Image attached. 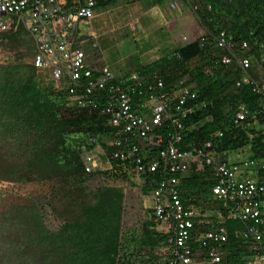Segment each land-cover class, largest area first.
Listing matches in <instances>:
<instances>
[{
	"label": "trees",
	"instance_id": "16d2710c",
	"mask_svg": "<svg viewBox=\"0 0 264 264\" xmlns=\"http://www.w3.org/2000/svg\"><path fill=\"white\" fill-rule=\"evenodd\" d=\"M116 1L101 0L98 9ZM166 1L154 0L156 4ZM188 3L196 10L204 35L138 73L159 74L166 82L163 91L173 94L187 86L195 94L183 105L194 112L182 117L185 131L180 147L197 150L206 140H213L215 152L224 162L233 151L244 152L251 160L261 158L262 85L238 86L241 69L238 63L221 61L225 52L219 39L226 31L237 42L240 54L261 57L264 0ZM6 36L16 49V58L0 62V264H171V248L178 246V233L160 228L154 208L141 227L125 230V188L104 185L94 192L90 189L89 181L95 176L130 179L134 174V161L116 158V147L109 145L124 137L121 127L111 125L93 106L73 100L64 81L59 83L51 70L37 67L36 45L24 27ZM245 41L251 44L248 51L241 48ZM256 68L253 74L258 78ZM133 74L117 78L128 83ZM241 112L246 113V119L238 123ZM176 129L168 120L157 132L169 140ZM134 141L138 142L136 137ZM88 150L100 151L99 157L106 162L111 159V165L105 162L103 168L89 173L84 161ZM258 170L264 175L263 168ZM212 175L211 170L194 168L187 174L157 171L141 176L146 195L154 193L161 180L179 177L185 205L202 208L195 218L190 246L196 250L220 246L228 264H248L256 257L253 246L258 244L249 227L263 230L264 225L231 217L232 206L227 207L215 195ZM48 207L60 221L58 229L46 221ZM215 209L216 216H207L208 210ZM222 226L227 229V241L208 237L210 231ZM163 250L167 254L163 255ZM207 252L200 264H210Z\"/></svg>",
	"mask_w": 264,
	"mask_h": 264
},
{
	"label": "built area",
	"instance_id": "2783aa9c",
	"mask_svg": "<svg viewBox=\"0 0 264 264\" xmlns=\"http://www.w3.org/2000/svg\"><path fill=\"white\" fill-rule=\"evenodd\" d=\"M100 1L0 0V56L8 44L6 35L24 27L36 45L37 67L51 70L59 83L64 81L73 100L93 106L102 116L108 117L111 125L121 127L119 132L121 135L125 133L124 137L110 141L109 145L116 147V158L134 161L133 173L148 175L166 171L168 174H187L194 168L200 172L211 170L216 183L215 195L227 207L232 206L231 217L264 225V176L255 178L253 170L221 161L213 140H206L197 150L180 147L185 131L182 117L194 112L192 107L183 108L190 96L196 97L190 87L181 86L173 94L163 91L166 82L159 74L134 73L125 83L117 78L112 65L103 58L96 40L93 42L95 53H89L84 47L86 39L81 31L82 22L95 17ZM172 6L178 7L176 2ZM219 45L230 53L223 58L225 64L236 61L239 64L242 78L238 86L254 82L252 59L237 53L233 37L224 32ZM243 48L249 49V43H244ZM259 91L264 92V85ZM176 100L180 103H174ZM238 116V123L246 119L245 112ZM168 120L177 128L169 140L165 134L157 132ZM135 137L138 142L134 141ZM99 154L100 151L85 152L84 161L89 173L104 167L106 161ZM106 163L111 165L112 160ZM261 165L264 170V158ZM180 182L177 176L163 179L154 192L155 215L166 231L178 233V246L171 248V264H200L206 251V260L210 264H228L220 246L196 250L188 243L196 227L195 218L201 210L185 205ZM248 231L258 243L253 246L256 257L248 264H264V229L252 225ZM208 237L216 242L227 241V229L223 226L214 229Z\"/></svg>",
	"mask_w": 264,
	"mask_h": 264
},
{
	"label": "rangeland",
	"instance_id": "374dc122",
	"mask_svg": "<svg viewBox=\"0 0 264 264\" xmlns=\"http://www.w3.org/2000/svg\"><path fill=\"white\" fill-rule=\"evenodd\" d=\"M164 5L162 7L163 5L156 4L154 0H117L113 5L97 9L93 19H84L82 22L81 31L83 39H86L84 47L89 53H95L93 42L96 40L100 45L99 52L112 65L117 75L141 72L144 66L172 54L178 48L173 34L175 30L173 19L179 12L178 9L171 7L169 0ZM204 33L201 27V31L193 34L189 42ZM5 46L3 55L0 56L2 63L16 58V49L13 45L8 43ZM247 156L244 152L233 151L229 159L236 161ZM89 182L92 192L104 185L125 188L127 194L125 230L141 227L149 217V210L154 208L155 195L144 193L143 177L137 173L132 174L130 179L95 176ZM208 211L206 214L209 217L217 215L216 209ZM45 215L51 228L60 227V221L51 208H47ZM160 228L166 230L164 225ZM162 254H167V251L163 250Z\"/></svg>",
	"mask_w": 264,
	"mask_h": 264
},
{
	"label": "clouds",
	"instance_id": "9594fccd",
	"mask_svg": "<svg viewBox=\"0 0 264 264\" xmlns=\"http://www.w3.org/2000/svg\"><path fill=\"white\" fill-rule=\"evenodd\" d=\"M174 2H176L177 3V5H178V7L177 8H174V9H179V3L175 0V1H172V3H171V7L173 8V6H172V4L174 3ZM188 6H189V8L191 9V11L194 13V15H195V17H196V19H197V15H196V10L194 9V7L192 6V4L191 3H188ZM198 20V19H197ZM224 32H226V31H223L222 32V34L224 33ZM227 33V32H226ZM228 34V33H227ZM229 36V35H228ZM230 38H231V36H229ZM233 37V36H232ZM188 40V41H187ZM195 40V39H194ZM234 40V39H233ZM185 43L184 44H186V43H189V36H185ZM193 40H191V42H192ZM235 41V40H234ZM236 42V41H235ZM249 43V45H250V48L249 49H244L243 48V46H244V43ZM183 44V45H184ZM236 44H237V42H236ZM220 46V45H219ZM222 48V47H221ZM241 48H242V51H248V50H250L251 49V44H250V42H248V41H245V42H243L242 43V45H241ZM223 49V48H222ZM223 51L225 52V53H223V55H222V57H221V61L223 62V58H224V56L225 55H227V54H230L229 53V51H227L226 49H223ZM237 53L239 54V55H241V57L242 56H247V57H250L251 59H252V67H251V72H252V74H253V67L254 66H257V68H256V71H257V73H258V78L256 77V75H254L253 74V77L255 78V81L254 82H252V83H256L258 86L259 85H264V54L261 56V57H255V56H251V55H242V54H240L239 52H238V44H237ZM224 63V62H223ZM233 63H238L237 61L236 62H233ZM233 63H231V64H233ZM225 64V63H224ZM230 65V64H229ZM238 67H239V64H238ZM260 68H262V70L260 69ZM258 69H259V71H258ZM242 72V71H241ZM242 78V77H241ZM240 78V79H241ZM240 79H238V81L240 80ZM238 81H237V83H238ZM263 129H264V127H263ZM244 154H246V153H244ZM217 155V154H216ZM230 156V155H229ZM217 157L219 158V159H221V161H223V159L222 158H220L218 155H217ZM263 158H264V156L263 157H261V158H258V159H254V160H251L248 156H247V158H245V159H240V160H236V161H234V160H230L229 159V161H226L227 163H233V164H236V165H239L241 168H248V169H250V170H253V172H252V175H253V177H255V178H259V177H261V176H264V175H261L260 174V171L258 170V169H261V168H263L262 167V165H261V163H262V161H263ZM255 170V171H254ZM256 173V174H255ZM161 226H162V223H161Z\"/></svg>",
	"mask_w": 264,
	"mask_h": 264
},
{
	"label": "crops",
	"instance_id": "0c3cea01",
	"mask_svg": "<svg viewBox=\"0 0 264 264\" xmlns=\"http://www.w3.org/2000/svg\"><path fill=\"white\" fill-rule=\"evenodd\" d=\"M168 1V0H167ZM171 3L175 0H169ZM179 3V15L173 19L175 24V30L173 32L177 46L183 45L185 41V36L192 37L193 34H197L201 31V25L199 24L198 20L196 19L194 13L188 6L189 0H176ZM163 5V6H162ZM164 7V4H161ZM100 9V8H99ZM165 10V8H164ZM195 19V20H194ZM195 21V22H194Z\"/></svg>",
	"mask_w": 264,
	"mask_h": 264
}]
</instances>
